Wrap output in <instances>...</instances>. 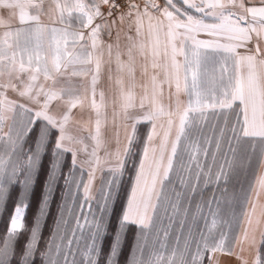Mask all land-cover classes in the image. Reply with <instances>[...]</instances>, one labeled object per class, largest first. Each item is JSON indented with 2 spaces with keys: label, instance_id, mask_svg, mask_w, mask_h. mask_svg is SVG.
I'll return each instance as SVG.
<instances>
[{
  "label": "snow or ice",
  "instance_id": "1",
  "mask_svg": "<svg viewBox=\"0 0 264 264\" xmlns=\"http://www.w3.org/2000/svg\"><path fill=\"white\" fill-rule=\"evenodd\" d=\"M14 189L0 264H122L133 226L127 264H264V0H0V214Z\"/></svg>",
  "mask_w": 264,
  "mask_h": 264
},
{
  "label": "trees",
  "instance_id": "2",
  "mask_svg": "<svg viewBox=\"0 0 264 264\" xmlns=\"http://www.w3.org/2000/svg\"><path fill=\"white\" fill-rule=\"evenodd\" d=\"M70 160H71V157L69 155L67 157V162L70 163ZM128 168H131L130 163L128 165ZM66 171L67 169H65V172ZM132 175H134V173H131V172L126 173L124 180L128 181L130 176ZM44 178L45 177L43 175L40 176L41 181H43ZM129 189H130V184L125 183L123 185V191H122L121 198H120V206H118L116 209L117 214L123 211V206L126 204L127 192ZM18 195H19V190L14 189L13 195L11 196L7 204V209L2 214H0V242H2L4 237L6 236L8 225H9V216L15 205ZM42 195H43L42 184L40 186H34L33 195L29 198L28 209H27V213L24 218V223H25L26 228H31L34 224L35 217L37 216L39 212V205H40V200L42 198ZM60 199H61V192L58 191L55 194L56 202L50 205L49 214L43 219L42 241H41L42 244L48 240L51 230L54 228L55 220L57 216V207L60 203ZM27 235L28 233L26 232L21 235V238L18 241L17 246H16V250L18 253L21 250L24 244V241L27 238ZM135 236H136V230H135V227L133 226L131 230L128 232L127 237H126V243H125L122 256H121L122 264H127V258L131 254V247L135 241Z\"/></svg>",
  "mask_w": 264,
  "mask_h": 264
},
{
  "label": "crops",
  "instance_id": "3",
  "mask_svg": "<svg viewBox=\"0 0 264 264\" xmlns=\"http://www.w3.org/2000/svg\"><path fill=\"white\" fill-rule=\"evenodd\" d=\"M203 38V37H201ZM105 91L106 96H110L111 92L108 89V84H107V79H106V74L104 76V78L102 79L101 85L98 87V94H97V101H99V91ZM107 112L110 113V109H106ZM74 115L76 116L77 119L80 118V113L78 110H74ZM84 118L87 119V113L84 114ZM93 124H94V116H93ZM85 135H87V133H84ZM109 134H110V130H109ZM83 158V157H81ZM96 184H99V179H97ZM217 259L219 260L220 264H235V260L234 258H229L228 256L224 255V254H217Z\"/></svg>",
  "mask_w": 264,
  "mask_h": 264
},
{
  "label": "rangeland",
  "instance_id": "4",
  "mask_svg": "<svg viewBox=\"0 0 264 264\" xmlns=\"http://www.w3.org/2000/svg\"><path fill=\"white\" fill-rule=\"evenodd\" d=\"M131 164V163H130ZM9 226V225H8Z\"/></svg>",
  "mask_w": 264,
  "mask_h": 264
}]
</instances>
